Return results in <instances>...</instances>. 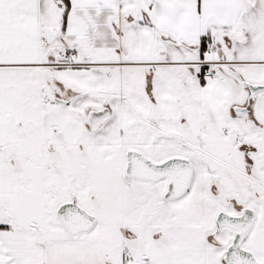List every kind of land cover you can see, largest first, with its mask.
I'll return each mask as SVG.
<instances>
[{
  "label": "snow or ice",
  "instance_id": "6c2138e0",
  "mask_svg": "<svg viewBox=\"0 0 264 264\" xmlns=\"http://www.w3.org/2000/svg\"><path fill=\"white\" fill-rule=\"evenodd\" d=\"M0 264H264V0H0Z\"/></svg>",
  "mask_w": 264,
  "mask_h": 264
}]
</instances>
